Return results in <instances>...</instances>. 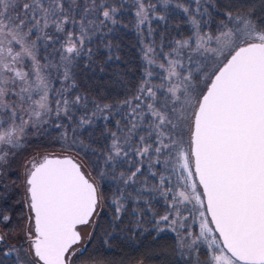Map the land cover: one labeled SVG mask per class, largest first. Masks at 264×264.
<instances>
[{
	"label": "snow or ice",
	"instance_id": "1",
	"mask_svg": "<svg viewBox=\"0 0 264 264\" xmlns=\"http://www.w3.org/2000/svg\"><path fill=\"white\" fill-rule=\"evenodd\" d=\"M129 12L138 82L118 100L82 91L94 41L120 59L103 42ZM53 130L62 147L104 143L88 172L69 155L24 160V223L0 208V264H108L88 248L96 229L105 244L171 232L184 264H264V0H0V189Z\"/></svg>",
	"mask_w": 264,
	"mask_h": 264
},
{
	"label": "trees",
	"instance_id": "2",
	"mask_svg": "<svg viewBox=\"0 0 264 264\" xmlns=\"http://www.w3.org/2000/svg\"><path fill=\"white\" fill-rule=\"evenodd\" d=\"M255 3L257 12H259L260 0H255ZM118 19H122L123 24H127L128 27H118L116 31L104 39L103 43L107 44L110 41L113 45L112 54L119 56L120 59L105 63L109 56L108 49L100 44L99 41H94L92 46L98 47L94 57L95 62L92 68L85 70L81 76L82 91L87 89L92 95L99 93L110 97L111 100L122 99L126 94V89L137 83L141 74L140 45L133 26V15L129 12L123 17H118ZM169 22L173 26L180 23L181 31H185L187 27L182 23V18L170 17ZM153 26L156 27V24L154 23ZM162 30L163 27H161ZM173 35H175V32H173ZM100 123L102 124L103 122L101 121ZM56 136L57 133L53 130L49 137L32 140L31 145L61 150L72 157L77 155L82 158L91 171L92 162L98 159L97 156L92 154V150L99 152L104 143L103 141L99 143L93 142L97 138L98 132L92 139L88 138L87 132L80 136L79 139L83 141L82 148L76 146L72 148L62 147L61 143L54 142ZM104 187L107 190L108 184L106 183ZM107 215L108 209L105 208L99 217L101 225L105 224ZM101 233L102 229L95 230L88 248L90 251L95 248L97 250L96 258L106 261L108 264H121L122 260L124 264H130L125 257L133 258L131 264H135V261L140 259H143L144 264H184L183 259L173 254L169 247L174 239V234L171 232L158 234L150 230L146 232L137 231L135 234L127 233L126 235L131 237L128 240L120 237L118 240H110L108 244L104 243V237Z\"/></svg>",
	"mask_w": 264,
	"mask_h": 264
},
{
	"label": "rangeland",
	"instance_id": "3",
	"mask_svg": "<svg viewBox=\"0 0 264 264\" xmlns=\"http://www.w3.org/2000/svg\"><path fill=\"white\" fill-rule=\"evenodd\" d=\"M44 153L48 152L51 154H57L62 155L66 154V152L61 150H56L52 148L47 147H35L34 145H31V143L26 147L24 151L20 153L16 157L15 160H13L9 166V168L4 169V183L7 184L9 187L7 189V192H4V190L0 189V196H7V199H0V208H9L12 210L11 214L14 217L12 225H15L19 223L21 226L23 225L24 221L20 220L21 213L25 212L26 209L24 207V188L22 185L23 180V162L25 159H27L29 156H31L33 153ZM83 166L84 170L86 172L90 171L88 166L84 163L81 157L77 155H73ZM10 227H4L0 226V231H7ZM13 232L19 231L18 228H13ZM81 233L83 236V239L81 241V245H83L86 241H88L89 236L88 234L93 231V228L91 226L88 227H82ZM10 243H12L10 241ZM144 264V263H143Z\"/></svg>",
	"mask_w": 264,
	"mask_h": 264
},
{
	"label": "water",
	"instance_id": "4",
	"mask_svg": "<svg viewBox=\"0 0 264 264\" xmlns=\"http://www.w3.org/2000/svg\"><path fill=\"white\" fill-rule=\"evenodd\" d=\"M53 155H57V154H53ZM63 155H69V154H62V155H57V156H63ZM71 156V155H69ZM74 158V157H73ZM75 159V158H74Z\"/></svg>",
	"mask_w": 264,
	"mask_h": 264
},
{
	"label": "flooded vegetation",
	"instance_id": "5",
	"mask_svg": "<svg viewBox=\"0 0 264 264\" xmlns=\"http://www.w3.org/2000/svg\"><path fill=\"white\" fill-rule=\"evenodd\" d=\"M13 217V216H12ZM14 218V217H13ZM12 222H13V219H12Z\"/></svg>",
	"mask_w": 264,
	"mask_h": 264
}]
</instances>
